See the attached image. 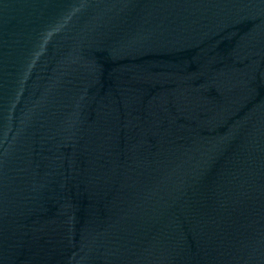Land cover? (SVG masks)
<instances>
[{"label":"water","instance_id":"water-1","mask_svg":"<svg viewBox=\"0 0 264 264\" xmlns=\"http://www.w3.org/2000/svg\"><path fill=\"white\" fill-rule=\"evenodd\" d=\"M0 264H264V0H0Z\"/></svg>","mask_w":264,"mask_h":264}]
</instances>
